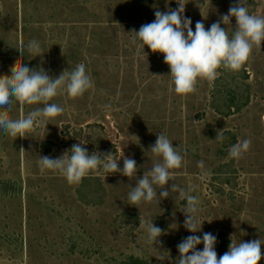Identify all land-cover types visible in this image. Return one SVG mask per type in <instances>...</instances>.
I'll return each mask as SVG.
<instances>
[{"label":"rangeland","instance_id":"374dc122","mask_svg":"<svg viewBox=\"0 0 264 264\" xmlns=\"http://www.w3.org/2000/svg\"><path fill=\"white\" fill-rule=\"evenodd\" d=\"M179 2L194 31L197 21L210 28L237 0ZM244 4L264 16V0ZM177 7V0H0V75L18 59L51 78L84 63L94 84L82 97L53 98L64 112L25 138L0 130V264H176L177 245L193 233L172 183L198 197L195 235H215L218 258L232 241L264 242V44L239 71L218 69L214 82L199 80L194 93L178 95L163 54L132 43V30L154 21L155 10ZM235 23H221L230 37ZM31 40L43 55L20 57L15 47ZM42 107L13 101L0 111L18 119ZM161 133L179 147L183 166L171 170L170 195L159 205H130L129 191L159 160L150 147ZM244 139L250 149L231 158V146ZM80 142L89 154L111 152L121 169L125 157L135 159L136 176L100 169L69 184L41 169L40 157L59 158ZM140 221L162 229L161 244L147 242Z\"/></svg>","mask_w":264,"mask_h":264},{"label":"clouds","instance_id":"9594fccd","mask_svg":"<svg viewBox=\"0 0 264 264\" xmlns=\"http://www.w3.org/2000/svg\"><path fill=\"white\" fill-rule=\"evenodd\" d=\"M177 4L176 9L163 12L155 10L154 21L141 25L138 31L133 29L135 36L132 43L143 50L147 46L151 52L163 54L164 63L170 68L174 91L178 95L194 93L199 80L214 82L220 75L218 69L239 71L249 61L253 49H260L264 44V16L250 14L244 0L232 4L228 13L208 29L202 21H197L194 31L191 18L184 15L185 4L179 0ZM233 18L236 23L230 37L227 28L221 27V23L231 25ZM15 48L20 57L27 52L30 59L44 53L36 40L27 44L20 42ZM9 71L10 75H0V109L10 108L13 101L21 105H43L18 119H11L8 111H0V130L13 140L29 136L38 123L44 124L64 112L63 107L50 102L53 98L64 91L71 98L82 97L94 87L84 63L72 70H65L57 78H51L43 68H29L19 59ZM105 107L110 108V105ZM223 133L224 130L218 131L216 139L222 141ZM85 143L74 144L70 151L66 150L59 158L40 157L41 169L58 171L69 184H79L90 172L100 169L105 173H119L129 179L136 176L138 169L135 159L125 157L121 169L111 152L89 154L83 147ZM250 146V139L237 142L229 149V156L240 159ZM150 150L159 160L144 172L143 177L129 191L127 198L130 205L153 202L159 205L162 199L170 195L165 186L174 179L171 170L183 166L184 156L179 147H174L173 142L163 133L157 135ZM198 167L204 168L203 160L198 162ZM157 186L160 188L159 195ZM192 190L185 191L177 184H171V192H178L179 197L186 200L183 226L193 233L177 245L179 257L176 264H259L264 258V242L260 239L239 243L232 241L228 251L218 258L215 250L217 237L210 232L202 236L195 235L201 231L202 223L198 219L200 201L197 196L189 194ZM140 227L147 232L148 243H162L159 240L163 235L162 229L154 226L153 221H140ZM201 244L203 248L198 250L197 246Z\"/></svg>","mask_w":264,"mask_h":264}]
</instances>
